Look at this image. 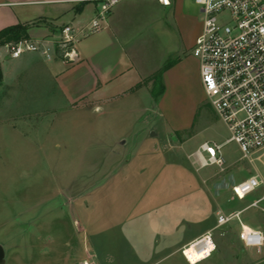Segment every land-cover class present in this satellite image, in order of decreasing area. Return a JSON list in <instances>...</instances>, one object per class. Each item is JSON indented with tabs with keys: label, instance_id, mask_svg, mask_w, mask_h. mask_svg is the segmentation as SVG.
I'll use <instances>...</instances> for the list:
<instances>
[{
	"label": "rangeland",
	"instance_id": "obj_1",
	"mask_svg": "<svg viewBox=\"0 0 264 264\" xmlns=\"http://www.w3.org/2000/svg\"><path fill=\"white\" fill-rule=\"evenodd\" d=\"M189 1L194 13L187 4L181 11L188 17L164 12L156 31L170 57L179 46L189 56L185 65L195 77L188 41L201 14ZM22 81L29 99L0 110V123L12 115L16 126L12 142L0 128L2 264H77L84 251L93 264H187L181 249L208 234L215 250L197 264H264V244L243 247L236 223L216 227L218 214L240 212L242 223L264 237L263 190L242 200L230 192L255 172L264 181V166L242 159L234 143L223 144L227 129L196 78L188 80L185 97L165 100L162 119L143 93L99 109L87 102L65 108L48 100L53 91H42L50 85L46 77L25 72ZM144 84L155 92L156 80ZM168 122L182 129L169 130ZM203 142L223 144L221 168L192 164Z\"/></svg>",
	"mask_w": 264,
	"mask_h": 264
},
{
	"label": "crops",
	"instance_id": "obj_2",
	"mask_svg": "<svg viewBox=\"0 0 264 264\" xmlns=\"http://www.w3.org/2000/svg\"><path fill=\"white\" fill-rule=\"evenodd\" d=\"M185 4L192 13L196 11L189 0H168L166 6L159 4L157 0H118L102 29L78 39L75 43L77 58L74 63H66L56 58L50 61L52 65L47 66L39 53H26L22 59H10L6 45L0 46V105L5 101L2 108L0 106L1 114L4 107L10 109L20 97L25 102L29 99L24 96L28 89L26 86L29 85L23 81L19 82V78L29 72L34 79L46 77L50 85L42 91L44 94L47 90L53 91L54 96L48 100H59L64 103L65 108L77 109L81 102H87L91 108L99 109L101 105L143 93L149 96L157 110L156 116L165 118L169 109L165 100L169 97L173 101L185 97L188 80L196 78L203 93L197 61L195 60L193 77L185 65L189 56L180 46L176 52V46L172 45V53L176 52V57H170L164 50V41L156 31L157 26L162 29L164 25V12L170 18L188 17L181 11L182 5ZM99 6L100 3L84 0H0V31L17 24L39 21L38 25L27 30L29 38L51 44L55 40L56 28L60 30L66 25L75 28L83 26L94 17ZM195 26V31L188 41V50L192 49L194 40L200 33L201 19L195 22ZM168 60H174V63L161 72L162 92L155 101L152 88L147 89L144 83L151 82L152 77ZM51 86L53 87L50 89ZM10 117L12 118L9 122L0 123V128H5L7 138L12 142L16 126L13 124V116ZM171 125L169 122L165 123L169 130L182 129ZM84 254L86 256L77 264H93L91 255L85 251Z\"/></svg>",
	"mask_w": 264,
	"mask_h": 264
},
{
	"label": "built area",
	"instance_id": "obj_3",
	"mask_svg": "<svg viewBox=\"0 0 264 264\" xmlns=\"http://www.w3.org/2000/svg\"><path fill=\"white\" fill-rule=\"evenodd\" d=\"M84 1L100 3L89 22L77 28L62 26L59 40L51 44L31 39L6 44L8 57L17 59L25 53H39L47 61L58 58L74 63L75 43L101 30L118 0ZM157 2L168 5V0ZM193 3L201 14V30L191 54L198 63L202 92L229 134L223 144L234 143L242 159L254 157L264 166V0H193ZM223 144L201 143L190 155L192 164L197 169L221 168ZM258 189L263 190L260 199L263 200L264 181L255 172L233 185L230 192L242 200ZM231 223L238 225L237 240L243 247L263 246L262 233L242 223L240 212L217 215L216 227ZM194 241H203L208 247L205 259L215 250L209 234Z\"/></svg>",
	"mask_w": 264,
	"mask_h": 264
},
{
	"label": "trees",
	"instance_id": "obj_4",
	"mask_svg": "<svg viewBox=\"0 0 264 264\" xmlns=\"http://www.w3.org/2000/svg\"><path fill=\"white\" fill-rule=\"evenodd\" d=\"M39 23H40L39 21H33L30 23H25V24H17L15 26H10V27H7L1 30L0 31V46H4L9 43H17L19 41L30 40L27 34V30L30 27L38 25ZM56 53H57V56H59V51H56ZM173 63H174V60H168L163 65L161 70L152 77V80H156L157 82L156 90L155 92L152 93L155 101L158 99V97L161 95V92H162V86L160 84V74L162 71L167 69Z\"/></svg>",
	"mask_w": 264,
	"mask_h": 264
},
{
	"label": "bare ground",
	"instance_id": "obj_5",
	"mask_svg": "<svg viewBox=\"0 0 264 264\" xmlns=\"http://www.w3.org/2000/svg\"><path fill=\"white\" fill-rule=\"evenodd\" d=\"M207 249L208 247H205V243L203 241H193L181 249V255L187 263L197 264L205 260L209 251Z\"/></svg>",
	"mask_w": 264,
	"mask_h": 264
},
{
	"label": "water",
	"instance_id": "obj_6",
	"mask_svg": "<svg viewBox=\"0 0 264 264\" xmlns=\"http://www.w3.org/2000/svg\"><path fill=\"white\" fill-rule=\"evenodd\" d=\"M4 261V251L2 247L0 246V264H2Z\"/></svg>",
	"mask_w": 264,
	"mask_h": 264
}]
</instances>
